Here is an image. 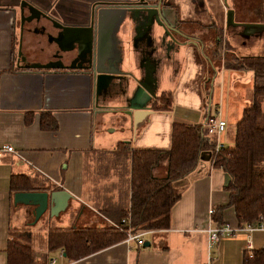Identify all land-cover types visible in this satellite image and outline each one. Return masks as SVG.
<instances>
[{
  "label": "crops",
  "instance_id": "0c3cea01",
  "mask_svg": "<svg viewBox=\"0 0 264 264\" xmlns=\"http://www.w3.org/2000/svg\"><path fill=\"white\" fill-rule=\"evenodd\" d=\"M7 1L14 0H0V5L10 4ZM246 1L249 4L250 0H227L236 20L252 21ZM211 2L199 6L210 13L209 17L200 12L193 27L182 24L203 42V48L180 35H164L155 21L151 31L142 33L138 21L123 22L113 39L104 37L101 51L111 60H104L101 66L124 72L116 92L107 93H114L111 99L117 106L106 105L107 95L95 101L87 67H27L29 62L50 60L51 47L44 37L26 32L23 52L27 58L19 59L17 22L10 8H0V145L14 146L0 161V264H7L12 228L30 231L31 264H244L245 253L251 255L253 250L264 248V228L236 230L208 247L206 227L222 222L240 226L234 206L227 204V174L210 165L209 152L203 154L196 169L177 182L181 195L171 207L169 227L146 233L149 245L129 248L122 239L79 258H69L61 248L48 246L50 228L102 227L128 204L130 158L128 153L114 151L120 141L131 146L168 147L171 122L203 123L210 95V112L219 111L226 121L221 138L225 145L233 142L235 123L252 101L254 77V71L239 66L237 58L264 54V34L246 37L239 33L240 27H226V5L222 0ZM179 8L180 17L189 18L190 4L180 1ZM127 41L131 49H126ZM138 71L139 78L154 77L156 95L170 91L172 104L169 110L153 109L149 101L152 112L134 132L120 88H125L128 72L137 75ZM261 107L264 111V99ZM41 111L50 113L56 128L41 127ZM106 111L115 118L112 130L118 128L122 134L108 137L98 128ZM92 155L94 161L90 162ZM13 173L27 174L35 186L56 185L66 190L70 194L67 205L31 222L24 207L13 203ZM247 238L251 248L246 246Z\"/></svg>",
  "mask_w": 264,
  "mask_h": 264
},
{
  "label": "trees",
  "instance_id": "16d2710c",
  "mask_svg": "<svg viewBox=\"0 0 264 264\" xmlns=\"http://www.w3.org/2000/svg\"><path fill=\"white\" fill-rule=\"evenodd\" d=\"M250 11L252 21L264 22V0L248 7L247 14ZM237 59L239 66L254 71V77L252 101L243 108L235 123L233 142L213 152L215 139L207 134L204 124L176 120L171 122L168 147L131 146L130 142L120 141L114 151L128 153L130 158L128 204L102 227L50 228L49 248H61L69 258H79L124 239L128 226L133 230L169 227L171 207L181 195L177 182L196 169L203 154L209 151L212 152L210 165L221 168L229 176L225 184L229 192L227 204L234 206L238 223L264 222V111L261 107L264 54L239 56ZM163 94L167 95L168 101L159 106L157 103ZM171 104L170 91H162L150 100L153 109L169 110ZM40 125L46 129L57 127L48 111H41ZM10 187L13 191L59 189L56 185L35 186L24 173H13ZM122 218L126 221L122 222ZM30 238L27 229L10 230L7 264L32 263ZM243 262L264 264V248L253 250L251 255L245 253Z\"/></svg>",
  "mask_w": 264,
  "mask_h": 264
},
{
  "label": "water",
  "instance_id": "95a60500",
  "mask_svg": "<svg viewBox=\"0 0 264 264\" xmlns=\"http://www.w3.org/2000/svg\"><path fill=\"white\" fill-rule=\"evenodd\" d=\"M26 2L32 9L41 11L36 5L32 4L31 2ZM223 4H225L224 1ZM129 7L131 6L123 3L119 6V8L122 10H128ZM133 7V9H135V11L137 12V15L144 12L145 14L152 17V22L155 21L157 24L162 26V28H168L169 30H172L180 36L186 38L187 40H190L194 43H199L201 48H203V42L198 37L172 28L174 21L169 18L170 8L166 6V4H164L161 0H137L136 4L133 5ZM28 11L30 12V9ZM33 18V16H28L26 18V21L30 22ZM22 22H24V20H22ZM225 26L233 28L240 27L239 33L246 37L254 34L255 36H262V34H264V22L236 20L234 9L232 7L226 8ZM71 27H74L77 30L85 28H92L93 30H95L91 33H87L86 35H84L83 33L76 34L75 36H73L72 42L76 47V56L82 57L83 60L87 62L86 67L89 69V72L92 75L94 99L96 102H98L100 96L107 95V93H110L112 91L116 92V86L123 83L121 76L122 74H124V72L112 67L105 68L101 66V63H103L104 60H108L110 62L111 59L108 56L104 55V53L101 51V43L103 42L104 37H101L99 34V24L97 22V19H92V22L89 25ZM166 36H169L170 38L174 37L171 33H168ZM17 53L19 59H26L25 56L21 55L20 40ZM206 58L208 61L210 60L207 56ZM25 65L27 67L33 68H55L61 66V64H56L53 60H48L47 62L33 61ZM212 67L214 66L212 65ZM153 78L154 77L152 76L149 78L148 76H146L145 79L133 77V79L128 78L129 80H125L126 95L124 96V99L125 105L127 107L125 112L132 119L134 131H136L142 125V123L145 122V120L148 118V115L152 112V109L149 107L148 102L156 96L154 88L152 87L154 81ZM131 80H133L135 83L134 88H130ZM207 105L208 110L205 119L210 113V95ZM226 179L227 181L229 180L228 175L226 176ZM69 198L70 194L62 188L51 191L18 190L13 192V203L17 206L24 207L26 213L29 216L33 217L31 222L37 221L47 211L51 215L56 213L62 207L67 205V199ZM149 244V240H144V246H147Z\"/></svg>",
  "mask_w": 264,
  "mask_h": 264
},
{
  "label": "flooded vegetation",
  "instance_id": "af4514ba",
  "mask_svg": "<svg viewBox=\"0 0 264 264\" xmlns=\"http://www.w3.org/2000/svg\"><path fill=\"white\" fill-rule=\"evenodd\" d=\"M36 5L41 11L32 9L27 2ZM137 0H14L7 1L1 4L0 8H10L11 16L15 20L17 26L19 45L22 51L21 55L27 58V54L23 52V37L26 32H31L35 36H41L46 39V42L51 47L52 57L50 60L56 64H61V70H67L69 67L78 65L86 67L87 62L82 57L76 56V47L72 42L73 36L78 33H91L92 28L77 30L71 26L89 25L92 19H97L99 24V34L101 37H109L113 39L121 28L123 22L131 23L136 20L141 23L140 33L143 31H151L152 17L142 12L137 15L133 5ZM170 8L169 18L174 21L172 28L190 34V30L182 24L187 23L188 27H193L197 24L200 18V12L205 17H209L210 13L205 8H200V5L206 4L209 6L211 0H161ZM180 1L190 4L191 11L188 13L189 18L180 17ZM128 4V10L119 8L121 4ZM14 5V6H13ZM22 9V10H21ZM30 9V12L28 11ZM34 17L30 22L26 21L27 17ZM169 19V20H170ZM24 20V22H22ZM145 24V25H144ZM164 35L171 33L174 37L179 35L168 28H162ZM192 35V34H190ZM255 35V34H254ZM193 36V35H192ZM252 36V35H251ZM250 37V36H249ZM250 39V38H249ZM36 39L32 41V46L36 47ZM87 45V43H86ZM69 58V60H68ZM73 64V65H72ZM57 67L56 69H59ZM125 90L123 86L120 91Z\"/></svg>",
  "mask_w": 264,
  "mask_h": 264
},
{
  "label": "built area",
  "instance_id": "2783aa9c",
  "mask_svg": "<svg viewBox=\"0 0 264 264\" xmlns=\"http://www.w3.org/2000/svg\"><path fill=\"white\" fill-rule=\"evenodd\" d=\"M205 125L207 129V134L215 139L213 152L218 151L219 149L225 146L221 134L223 133L226 121L223 117H221L219 111H214L213 113H209L207 118L202 123ZM5 151H14V146L9 143L0 145V161L2 160L3 154ZM210 156L212 152H210ZM209 212H212L213 209L209 208ZM125 218H122V222H125ZM264 228V222L260 221L258 223H248L244 225H240L239 227L232 226L229 222H222L215 225H210L206 227L204 230L207 232V243L208 247H212L216 244L222 237L226 235L233 234L236 230H243L245 232H251L256 229ZM152 231V229H141V230H133L131 226L126 228V236L124 237V241L127 243L129 248L140 247L144 243V235L148 232ZM247 248H251L252 244L249 238L246 240ZM208 264V263H207Z\"/></svg>",
  "mask_w": 264,
  "mask_h": 264
},
{
  "label": "rangeland",
  "instance_id": "374dc122",
  "mask_svg": "<svg viewBox=\"0 0 264 264\" xmlns=\"http://www.w3.org/2000/svg\"><path fill=\"white\" fill-rule=\"evenodd\" d=\"M222 1H224V3L227 5V0H222ZM256 2H257V0H250V2H249V4H247L248 2L246 1L245 2V5L247 4L248 5V7H251V5L253 6L254 4H256ZM245 5H243V7L245 6ZM250 5V6H249ZM252 12L250 11L249 12V14L248 15H250V17H252ZM234 29H236V28H234ZM123 31H124V28L122 29ZM122 31V32H123ZM123 36H128V34H127V31L126 32H123ZM257 38V37H256ZM257 40H259V38H257ZM256 41V40H255ZM125 46H126V49H131L130 47V43L127 41L126 43H125ZM128 74H130V75H128ZM128 74H127V79L129 78V79H133V77H136V78H139L141 75H140V72L138 71L137 72V75L134 73V72H128ZM140 75V76H139ZM128 79V80H129ZM134 86H135V83H134V81L133 80H131L130 81V88H134ZM161 93V92H160ZM160 93H158V95L160 94ZM114 93H112V94H110V95H107V97L106 98H108L107 99V102L108 103H106V105L107 106H117V101H115V99H111V97H112V95H113ZM124 95H126V90H124V93H122V98H123V96ZM110 98V99H109ZM124 99V98H123ZM168 101V98H167V95L166 94H163V96L161 97V99H160V101L157 103L159 106H162L161 104H164V103H166ZM207 102H208V100H206V102H205V104H207ZM97 105L98 106H100V104L99 103H97ZM159 108V107H158ZM114 117L112 116V114L110 113V111H106V112H103L102 113V120L100 121V124H98V128L99 129H102V131H103V133L106 135V136H110V137H115V136H118L119 134H122L121 132V130L120 129H115V130H112V129H114V125H115V123H114ZM98 129V130H99ZM134 130V129H133ZM135 132V131H134ZM228 143V142H227ZM229 144H231V143H228V145ZM94 159H96V158H94ZM94 160H93V155H92V157H91V160H90V162H93ZM25 211V210H24ZM46 213V212H45ZM44 213V214H45ZM44 214L40 217V218H42L43 216H44ZM39 218V219H40ZM31 219V221H32V219H33V217H31L30 218ZM45 219V218H44ZM144 236H146V235H144ZM148 236V235H147Z\"/></svg>",
  "mask_w": 264,
  "mask_h": 264
}]
</instances>
